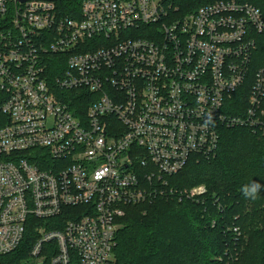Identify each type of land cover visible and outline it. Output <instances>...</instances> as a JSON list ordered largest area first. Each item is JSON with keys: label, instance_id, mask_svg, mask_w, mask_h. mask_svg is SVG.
Returning a JSON list of instances; mask_svg holds the SVG:
<instances>
[{"label": "built area", "instance_id": "obj_1", "mask_svg": "<svg viewBox=\"0 0 264 264\" xmlns=\"http://www.w3.org/2000/svg\"><path fill=\"white\" fill-rule=\"evenodd\" d=\"M61 3L0 0V264L34 221L32 261L53 243L50 264H114L128 206L206 193L170 178L224 128L264 134L256 6L82 0L72 18Z\"/></svg>", "mask_w": 264, "mask_h": 264}, {"label": "trees", "instance_id": "obj_2", "mask_svg": "<svg viewBox=\"0 0 264 264\" xmlns=\"http://www.w3.org/2000/svg\"><path fill=\"white\" fill-rule=\"evenodd\" d=\"M82 0H62L61 15L80 18ZM220 0H172L179 14ZM234 1V0H221ZM256 6L264 15V0H235ZM72 5L77 6L76 16ZM257 49L251 72L264 70V32L256 36ZM6 95L0 89V105ZM85 114L87 103L76 101ZM245 108L247 107L245 103ZM242 107V109L244 108ZM234 110L233 115L242 111ZM264 185V134L247 128H224L214 157H195L184 170L170 178L174 189L193 190L204 186L196 198L156 199L128 206L120 220L114 264H264V187L255 200L245 198L241 187L250 182ZM23 243L1 264H31V249L38 239L34 221ZM48 230L63 229V219L47 221ZM237 230V231H236ZM55 245L43 246V264H50Z\"/></svg>", "mask_w": 264, "mask_h": 264}, {"label": "clouds", "instance_id": "obj_3", "mask_svg": "<svg viewBox=\"0 0 264 264\" xmlns=\"http://www.w3.org/2000/svg\"><path fill=\"white\" fill-rule=\"evenodd\" d=\"M262 187H264V185L252 181L248 184H244L240 190L245 198L255 200Z\"/></svg>", "mask_w": 264, "mask_h": 264}, {"label": "rangeland", "instance_id": "obj_4", "mask_svg": "<svg viewBox=\"0 0 264 264\" xmlns=\"http://www.w3.org/2000/svg\"><path fill=\"white\" fill-rule=\"evenodd\" d=\"M201 187H204V186H201ZM31 264H39V262L35 260V261H32Z\"/></svg>", "mask_w": 264, "mask_h": 264}]
</instances>
